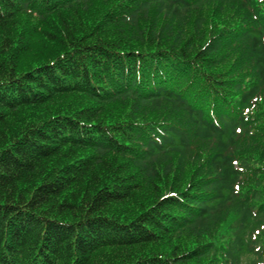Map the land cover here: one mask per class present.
<instances>
[{
  "label": "trees",
  "instance_id": "16d2710c",
  "mask_svg": "<svg viewBox=\"0 0 264 264\" xmlns=\"http://www.w3.org/2000/svg\"><path fill=\"white\" fill-rule=\"evenodd\" d=\"M0 264H264V0H0Z\"/></svg>",
  "mask_w": 264,
  "mask_h": 264
}]
</instances>
